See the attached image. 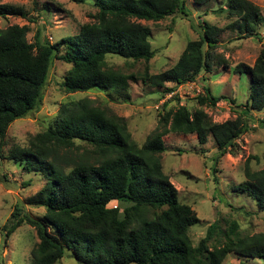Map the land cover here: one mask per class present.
<instances>
[{"label":"trees","instance_id":"trees-1","mask_svg":"<svg viewBox=\"0 0 264 264\" xmlns=\"http://www.w3.org/2000/svg\"><path fill=\"white\" fill-rule=\"evenodd\" d=\"M70 1L92 2L95 20L54 43L42 40L39 30L28 41L27 25L0 28V160L5 158L10 124L39 108L54 58L70 64L61 83L67 93L123 92L137 76L108 67L106 55L148 62L155 51L149 27L139 20L156 22L176 13L189 17L184 0ZM194 1L200 5L210 0ZM213 11L235 17L226 27L240 38L259 39L257 28L264 23V14L251 1L225 0ZM8 16L25 18L27 12L22 6L0 3V17ZM200 27L199 38L186 43L173 66L156 74L145 70L142 81L162 88L165 95L210 72L222 28L207 22ZM233 70L250 78L246 104L234 119L214 122L202 109L191 112L177 105L164 111L141 145L132 138L124 117L88 98L63 103L49 127L32 136L27 146H13L7 154L25 172L44 176L45 183L27 200V205L43 207L44 213L41 218L20 216L21 206H15L0 231L9 236L22 223L35 229L38 241L30 251V264H55L66 249L80 264H222L229 254L264 258V232L241 236L234 220L221 231L225 238L221 245L208 246L218 228L215 222L193 245L188 228L198 221L197 215L179 202L160 161L166 149L162 137L170 132L195 134L201 144L211 135L215 162L236 152V139L249 127L245 117L264 110V47L252 65L238 63ZM204 91L196 96L198 105L214 106L224 98L211 95L206 87ZM75 140L92 146L96 161L65 158L62 151L72 148ZM248 162L244 180L234 189L264 210V167L253 171Z\"/></svg>","mask_w":264,"mask_h":264},{"label":"rangeland","instance_id":"rangeland-1","mask_svg":"<svg viewBox=\"0 0 264 264\" xmlns=\"http://www.w3.org/2000/svg\"><path fill=\"white\" fill-rule=\"evenodd\" d=\"M264 14V0H249ZM22 6L27 17H0V28L10 25H27L28 41H33L37 30L42 40L54 43L62 37L79 32L85 23H91L97 9L92 2L76 4L70 0H0ZM189 17L176 13L160 21L139 20L150 29V44L155 51L148 61L125 59L118 55H106V65L123 73L135 74L136 82H130L127 90L67 93L61 83L70 68L54 58L43 89L39 108L23 118L14 120L7 129L4 157L0 160V228L9 219L15 206H21L20 216L28 213L41 218L43 207L27 205V200L36 195L45 178L41 173L25 172L20 164L7 159L13 146H27L29 139L49 127L58 114L60 106L72 100L88 98L94 105L106 108L111 113L125 118L134 141L141 145L157 128L165 110L185 105L192 112L202 109L214 122L234 119L244 108L249 93L248 74H238L233 68L238 63L252 65L264 47V23L258 26L259 39L240 38L235 29L226 26L235 19L213 10L225 4V0H210L197 5L194 0H184ZM204 22L222 28L218 35L211 71L201 73L191 88L184 85L179 95L165 98L162 88L144 83L141 75L162 72L175 64L186 43L198 39ZM171 86V85H170ZM208 88L213 96H224L216 105H198L197 88ZM176 88V87H175ZM174 88V89H175ZM166 105H163L165 101ZM248 130L236 139L237 150L225 154L216 162V143L208 135L206 143H199L195 134L168 133L162 137L166 146L161 154L162 170L169 176L177 190L180 203L190 206L198 221L188 228L193 245L206 234L207 227L216 223L218 228L208 241L210 248L224 242L221 231L227 230L234 220L241 236L264 232V210L246 193L235 191L244 180L246 160L251 170L264 167V110L250 111L245 117ZM69 160L94 162L93 147L75 140L74 146L63 150ZM96 158V159H95ZM72 163V162H71ZM28 183V184H26ZM35 229L22 223L9 236L0 231V264H30V251L37 243ZM55 264H80L69 250ZM222 264H264V258L237 257L229 254Z\"/></svg>","mask_w":264,"mask_h":264},{"label":"built area","instance_id":"built-area-1","mask_svg":"<svg viewBox=\"0 0 264 264\" xmlns=\"http://www.w3.org/2000/svg\"><path fill=\"white\" fill-rule=\"evenodd\" d=\"M194 84V81H189V82H186V83H183V84H180L178 86H176L175 89H173L172 91H169L168 93H166L164 95L165 98H169L171 96H174V95H179L178 91H181V88L182 86L184 85L185 87L187 88H191V85ZM204 89L203 88H197L194 95H203L204 94Z\"/></svg>","mask_w":264,"mask_h":264}]
</instances>
